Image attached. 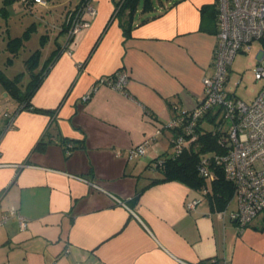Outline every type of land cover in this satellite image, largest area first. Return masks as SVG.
Segmentation results:
<instances>
[{"label":"crops","instance_id":"1","mask_svg":"<svg viewBox=\"0 0 264 264\" xmlns=\"http://www.w3.org/2000/svg\"><path fill=\"white\" fill-rule=\"evenodd\" d=\"M121 1L93 0L96 15L72 38L70 55L65 16L57 34L43 35L41 68L49 65L30 104L49 113L17 112L0 83V218L14 208L27 220L24 230L15 217L0 226V264H264V214L241 229L230 217L232 197L218 209L179 181L150 185L162 177L154 160L174 150L169 122L197 106L202 80L213 74L215 0L139 7L128 35L115 15ZM4 4V13L16 12L14 0ZM259 43L254 72L264 64V37L234 60ZM232 68L225 91L251 102L261 84L239 96ZM120 70L128 76L122 92L102 82ZM41 139L50 141L46 150L33 151ZM62 139L76 146L68 158ZM143 143L144 154L129 160L128 151Z\"/></svg>","mask_w":264,"mask_h":264},{"label":"built area","instance_id":"2","mask_svg":"<svg viewBox=\"0 0 264 264\" xmlns=\"http://www.w3.org/2000/svg\"><path fill=\"white\" fill-rule=\"evenodd\" d=\"M33 2L45 4L42 0ZM92 2L83 0L81 6L69 13L65 20L68 28L65 50L69 55L72 38L88 28L96 15ZM215 4L218 29L213 51V74L202 80L203 99L193 110L181 111L169 122L168 128L178 131L172 144L174 151L179 153L189 141L197 139L194 132L197 122L206 115L214 116L216 130L221 133L219 145L224 152L212 160L203 158L198 172L211 181L214 173L209 169L210 161L222 169L225 181L233 187L232 199L236 203V209L230 217L243 229L257 215L264 214V64L254 69V78L261 84V88L251 102L246 103L229 95L225 91V84L237 53L252 41L264 37V0H215ZM127 77V73L120 70L102 82L122 92ZM5 117L8 119L7 129H11L13 116ZM146 145L143 143L131 148L128 159L143 155ZM90 185L99 189L96 184ZM202 193L205 194L206 190L203 189ZM199 201H189L187 209H193ZM10 217L18 220L21 230L26 229L27 220L14 208L1 216L0 226Z\"/></svg>","mask_w":264,"mask_h":264},{"label":"trees","instance_id":"3","mask_svg":"<svg viewBox=\"0 0 264 264\" xmlns=\"http://www.w3.org/2000/svg\"><path fill=\"white\" fill-rule=\"evenodd\" d=\"M5 2L12 0H4ZM31 2V0H26L23 2ZM158 0H122L115 8V15L119 19L121 28L123 29L125 35H128L132 28V22L134 14L137 12L139 7L142 12L148 11L153 8V3ZM83 0L73 9L68 10L64 18V29L68 30L66 27V19L69 13L75 12L82 4ZM128 15V17H127ZM28 33H26L27 35ZM25 34L22 37L14 38L8 41L10 51L16 54L17 47L21 46L24 40L27 38ZM24 38V40H23ZM59 48L54 50L52 53H58ZM40 51L36 50L26 61L25 65L30 73V82L26 87L24 93L21 92L19 83L20 75H17L14 79H7L0 71V83L5 89V91L19 104L18 111H31L38 114H47L48 111L36 109L30 104V100L34 92L38 89L44 76L47 73L49 62L47 61L44 66L39 70L38 73H34L39 67ZM234 97V96H233ZM180 114L177 113L176 117ZM175 117V118H176ZM215 118L208 117L197 122L195 127V135L197 139L186 144L183 149L178 153L173 150L170 156L163 157L161 159H155L152 167L161 172L162 177L158 179H153L150 185L156 184L164 181H179L186 184L195 190H206L204 194L207 196L211 202H214L218 209L226 206L230 198L232 197L233 187L224 179L223 171L220 167L214 165L210 161L209 169L214 173V179L211 181L206 180L202 177L199 172V166L203 158H212L216 155L222 154L224 149L219 145V138L221 133L216 130ZM204 123L212 124V128L208 129ZM173 130V139L178 131ZM188 141V138H187ZM62 146L64 148L65 158H68L72 151L76 148L71 142L62 139ZM50 141H45L44 139L39 140L33 151L44 152ZM174 145V144H172ZM141 191H137L133 203L137 201ZM221 211V210H220ZM198 264H220L218 259H209L200 261Z\"/></svg>","mask_w":264,"mask_h":264},{"label":"rangeland","instance_id":"4","mask_svg":"<svg viewBox=\"0 0 264 264\" xmlns=\"http://www.w3.org/2000/svg\"><path fill=\"white\" fill-rule=\"evenodd\" d=\"M43 1L44 5L36 3L27 7L23 5L22 1L14 0L17 7L16 12L10 9L9 13L6 14L1 9L5 5L4 0H0V71L5 77L10 79L20 75L19 86L22 93L26 91V87L31 80L25 61L36 50H39V67L34 73L39 72L44 63L42 55L45 53L46 43L42 41L43 35L57 34L56 28L61 24L62 17L66 15L68 10H73L75 5L79 3V0ZM26 33L28 34L26 35ZM24 34L27 38L25 40L23 38V44L17 47L16 54L13 55V52L9 49L11 46L8 45V41L22 37ZM259 50H262L261 43L251 48L245 54H239L238 58L233 61L230 86L233 87L239 96H241L242 92L252 91L258 85V81L254 78L252 67ZM242 55L244 56L241 57ZM10 100L16 103L15 100ZM204 125L208 129L212 128V124L210 123H204Z\"/></svg>","mask_w":264,"mask_h":264}]
</instances>
